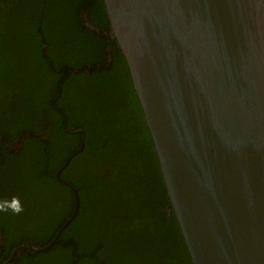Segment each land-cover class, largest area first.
<instances>
[{
  "label": "trees",
  "instance_id": "obj_1",
  "mask_svg": "<svg viewBox=\"0 0 264 264\" xmlns=\"http://www.w3.org/2000/svg\"><path fill=\"white\" fill-rule=\"evenodd\" d=\"M110 32L104 0H0L2 261L72 215L61 168L76 215L10 264H192Z\"/></svg>",
  "mask_w": 264,
  "mask_h": 264
},
{
  "label": "water",
  "instance_id": "obj_2",
  "mask_svg": "<svg viewBox=\"0 0 264 264\" xmlns=\"http://www.w3.org/2000/svg\"><path fill=\"white\" fill-rule=\"evenodd\" d=\"M104 4L192 264H264V0ZM61 181L72 215L0 264L58 241L78 210Z\"/></svg>",
  "mask_w": 264,
  "mask_h": 264
},
{
  "label": "clouds",
  "instance_id": "obj_3",
  "mask_svg": "<svg viewBox=\"0 0 264 264\" xmlns=\"http://www.w3.org/2000/svg\"><path fill=\"white\" fill-rule=\"evenodd\" d=\"M14 148H15V147H14V145H13L11 149H14ZM158 163H159V162H158ZM159 167H160V166H159ZM62 168H63V167H62ZM60 169H61V168H60ZM58 170H59V169H58ZM58 170H57V171H58ZM160 170H161V169H160ZM60 171H61V170H60ZM56 173H57V172H56ZM161 174H162V173H161ZM55 176H56V178H57V174H56ZM59 178H60L61 180H63V179L60 177V173H59ZM59 178H57V179H58L60 182H62ZM63 181H65V180H63ZM65 182H67V181H65ZM62 183H63V182H62ZM67 183H69V182H67ZM63 184H64V183H63ZM0 243H1V241H0ZM9 256H10V255H9ZM9 256H8V258H9ZM8 258H7V259H8ZM7 259H6V260H7ZM6 260H4V261H6ZM0 261H1L0 263L4 262V261H2V258H0ZM10 262H11V260L9 261L8 264H10Z\"/></svg>",
  "mask_w": 264,
  "mask_h": 264
},
{
  "label": "flooded vegetation",
  "instance_id": "obj_4",
  "mask_svg": "<svg viewBox=\"0 0 264 264\" xmlns=\"http://www.w3.org/2000/svg\"><path fill=\"white\" fill-rule=\"evenodd\" d=\"M108 58H110V56L108 57ZM108 62H110V59H109V61ZM71 157H69L68 158V160L70 159ZM1 244V243H0ZM2 257V255H1V252H0V258Z\"/></svg>",
  "mask_w": 264,
  "mask_h": 264
}]
</instances>
